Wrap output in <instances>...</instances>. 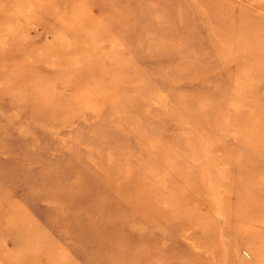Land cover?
<instances>
[{"label": "rangeland", "instance_id": "obj_1", "mask_svg": "<svg viewBox=\"0 0 264 264\" xmlns=\"http://www.w3.org/2000/svg\"><path fill=\"white\" fill-rule=\"evenodd\" d=\"M0 264H264V0H0Z\"/></svg>", "mask_w": 264, "mask_h": 264}]
</instances>
